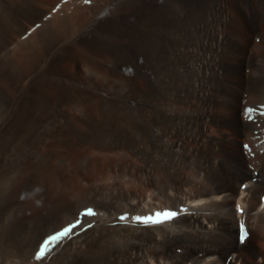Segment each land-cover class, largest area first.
<instances>
[{"label": "bare ground", "instance_id": "obj_1", "mask_svg": "<svg viewBox=\"0 0 264 264\" xmlns=\"http://www.w3.org/2000/svg\"><path fill=\"white\" fill-rule=\"evenodd\" d=\"M263 194L264 0H0V264H264Z\"/></svg>", "mask_w": 264, "mask_h": 264}, {"label": "snow or ice", "instance_id": "obj_2", "mask_svg": "<svg viewBox=\"0 0 264 264\" xmlns=\"http://www.w3.org/2000/svg\"><path fill=\"white\" fill-rule=\"evenodd\" d=\"M85 3H88V0H84ZM251 109H246V115H249L251 113ZM249 118L250 115H249ZM85 215H94L95 212L92 208H88L86 212L84 213ZM177 215L176 212L174 211H163V212H155L152 215L149 216H135L132 219L137 221V222H142V223H162L164 221L170 220L174 218ZM121 220L126 219V217L122 216L120 217ZM79 226V222L76 224H71L67 227H64L62 230L57 231L55 234L49 235L47 238H45L39 245L38 251L36 253V259L41 260L46 256V254L49 252L50 247L58 242L61 241L63 238H66L72 234L73 230ZM247 236L246 232V227L244 224H241V241H243Z\"/></svg>", "mask_w": 264, "mask_h": 264}]
</instances>
